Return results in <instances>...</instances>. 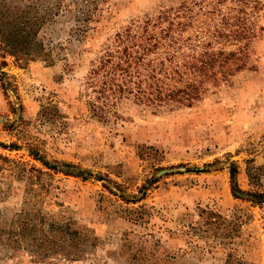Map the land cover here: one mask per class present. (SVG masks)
Here are the masks:
<instances>
[{
    "label": "rangeland",
    "instance_id": "1",
    "mask_svg": "<svg viewBox=\"0 0 264 264\" xmlns=\"http://www.w3.org/2000/svg\"><path fill=\"white\" fill-rule=\"evenodd\" d=\"M179 1L104 0L86 39L73 34L70 13L43 30L59 43L53 62L5 58L0 155L10 160L0 159V214L9 218L37 201L99 238L86 259L57 264H131L133 249L143 247H156L159 264H264V203L236 198L230 173L236 164L244 191L253 189L249 165L264 183V31L248 68L192 107L154 112L124 99V118L111 122L88 107L90 64L101 44L131 19ZM13 143L20 148L1 146ZM32 152L82 176L48 168ZM0 264L37 263L19 251Z\"/></svg>",
    "mask_w": 264,
    "mask_h": 264
},
{
    "label": "trees",
    "instance_id": "2",
    "mask_svg": "<svg viewBox=\"0 0 264 264\" xmlns=\"http://www.w3.org/2000/svg\"><path fill=\"white\" fill-rule=\"evenodd\" d=\"M103 1L52 0L46 4L45 0H0L2 76L7 75L2 71L7 66V56L17 63L37 59L53 62L59 43L42 32L57 16L75 15L73 34L88 38L96 29L93 23L105 11ZM262 9V0H180L160 6L152 17L131 19L101 44L91 60L88 107L92 115L104 122L122 119L118 105L124 99L154 112L201 102L214 88L231 82L239 70L248 68L250 51L264 31L260 24ZM40 112L46 115V108ZM1 146L20 148L16 143ZM36 154L31 153L48 168L82 176L58 170ZM0 159L10 160L3 155ZM238 172V166L233 164V195L240 198L245 193L251 200L264 203L259 170L247 167L253 187L249 191L240 188ZM98 245L94 229L66 215L47 212L37 201H25L9 218L0 214V257L12 258L26 251L34 263L57 264V258L86 259ZM154 248L150 252L146 247L133 249L130 263L159 264Z\"/></svg>",
    "mask_w": 264,
    "mask_h": 264
}]
</instances>
